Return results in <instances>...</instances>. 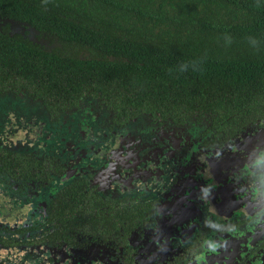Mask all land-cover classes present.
<instances>
[{"label": "flooded vegetation", "instance_id": "1", "mask_svg": "<svg viewBox=\"0 0 264 264\" xmlns=\"http://www.w3.org/2000/svg\"><path fill=\"white\" fill-rule=\"evenodd\" d=\"M20 24L0 19L89 55ZM2 94L0 264H264V150L246 149L264 115L233 130L209 113L119 112L87 93L63 107L25 86Z\"/></svg>", "mask_w": 264, "mask_h": 264}, {"label": "trees", "instance_id": "2", "mask_svg": "<svg viewBox=\"0 0 264 264\" xmlns=\"http://www.w3.org/2000/svg\"><path fill=\"white\" fill-rule=\"evenodd\" d=\"M0 19L89 54L0 27V95L25 86L63 107L87 93L233 130L264 115V0H0Z\"/></svg>", "mask_w": 264, "mask_h": 264}, {"label": "rangeland", "instance_id": "3", "mask_svg": "<svg viewBox=\"0 0 264 264\" xmlns=\"http://www.w3.org/2000/svg\"><path fill=\"white\" fill-rule=\"evenodd\" d=\"M4 94V93H3ZM1 95L0 96V115L6 113V111L8 110L9 108V104L7 103L6 99L4 98V95ZM39 106V103L35 102L33 104H31V108L25 110L24 114H25V117L26 120H27V132L29 133L30 131H34L35 130V127L37 126L35 124V122H33V118L36 117V109L37 107ZM39 125H41V123L39 122ZM43 126V125H42ZM38 127H41V126H38ZM24 134L21 132L19 135L17 136H12L11 139L13 138L14 139V142H16L17 140L19 139H22L24 136ZM32 140V144L35 142L34 139H31ZM264 146V142L261 144V147L255 142V145L253 146H250L247 149L248 153L252 156V154H254L255 152H258V151H262L264 150L263 148ZM260 147V148H259ZM259 148V149H258ZM259 158V157H257Z\"/></svg>", "mask_w": 264, "mask_h": 264}, {"label": "water", "instance_id": "4", "mask_svg": "<svg viewBox=\"0 0 264 264\" xmlns=\"http://www.w3.org/2000/svg\"><path fill=\"white\" fill-rule=\"evenodd\" d=\"M263 132H264V129L257 132L256 135H255V142L261 147V144L264 142V137H263ZM259 147V148H260ZM258 148V149H259Z\"/></svg>", "mask_w": 264, "mask_h": 264}, {"label": "clouds", "instance_id": "5", "mask_svg": "<svg viewBox=\"0 0 264 264\" xmlns=\"http://www.w3.org/2000/svg\"><path fill=\"white\" fill-rule=\"evenodd\" d=\"M218 245H216V244H209L208 245V250L209 251H211V252H216L217 251V249H218Z\"/></svg>", "mask_w": 264, "mask_h": 264}]
</instances>
